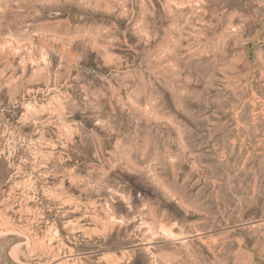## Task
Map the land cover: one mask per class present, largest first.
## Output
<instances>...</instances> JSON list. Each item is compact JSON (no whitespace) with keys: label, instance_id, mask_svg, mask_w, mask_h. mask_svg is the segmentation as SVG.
Returning a JSON list of instances; mask_svg holds the SVG:
<instances>
[{"label":"rangeland","instance_id":"374dc122","mask_svg":"<svg viewBox=\"0 0 264 264\" xmlns=\"http://www.w3.org/2000/svg\"><path fill=\"white\" fill-rule=\"evenodd\" d=\"M0 264H264V0H0Z\"/></svg>","mask_w":264,"mask_h":264}]
</instances>
